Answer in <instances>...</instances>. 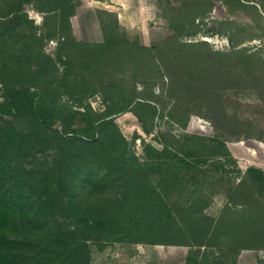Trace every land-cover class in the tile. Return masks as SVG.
Listing matches in <instances>:
<instances>
[{
    "label": "rangeland",
    "instance_id": "obj_1",
    "mask_svg": "<svg viewBox=\"0 0 264 264\" xmlns=\"http://www.w3.org/2000/svg\"><path fill=\"white\" fill-rule=\"evenodd\" d=\"M86 1L62 21L59 0H0V224L17 253L264 264V185L242 152L264 144V0H162L170 34L152 46Z\"/></svg>",
    "mask_w": 264,
    "mask_h": 264
},
{
    "label": "crops",
    "instance_id": "obj_2",
    "mask_svg": "<svg viewBox=\"0 0 264 264\" xmlns=\"http://www.w3.org/2000/svg\"><path fill=\"white\" fill-rule=\"evenodd\" d=\"M162 0H92L86 1L89 8L104 10L112 13L119 26L126 32L138 35L141 44L146 46L157 45L170 34L168 23L163 19L158 9ZM153 32V33H152ZM258 147L243 150L247 166H254L264 171V144L256 143ZM242 143L234 144L229 148L230 153L239 161L242 158L235 156L240 152ZM247 157V158H246Z\"/></svg>",
    "mask_w": 264,
    "mask_h": 264
},
{
    "label": "trees",
    "instance_id": "obj_3",
    "mask_svg": "<svg viewBox=\"0 0 264 264\" xmlns=\"http://www.w3.org/2000/svg\"><path fill=\"white\" fill-rule=\"evenodd\" d=\"M75 1L76 0H59L58 5H56L52 11H49V13L53 14V15L57 14L59 16L66 13L65 16L62 17V21H64V20L68 21L69 14L71 13L70 10H72V7H73V4L75 3ZM62 21L60 23H62ZM115 21H116V23H118L116 17H115ZM60 28L62 31H63V29H65L64 25L60 26ZM156 50H157L156 48L151 49V51H156ZM12 103H13V107H12L13 110H15V112L19 111L20 107H17V103H15V102H12ZM0 113H10V109H7V107H2V103H0ZM37 137H38L37 139H40L42 136L39 133V135H37ZM147 150L150 151L149 154L155 155L156 158H160V156L163 155V151H158V150L152 148L151 146H147L145 151L147 152ZM247 172L259 174L256 176L255 180L257 182H259L260 185H264V171H262L256 167H249L247 169ZM90 225H91L90 231L95 232L96 228L100 229L102 222L99 220L93 221V223H90ZM25 236L26 237L23 238L22 240H24V242L27 243V245L30 247H32L31 244L33 243V241H30L31 239H35V238L42 239L41 236H36V237H34L32 235H25ZM14 237L13 238L11 236L8 237V235L6 234V231L3 228V225L0 224V264H18L19 260H22V259H25V262L23 264H31V262L33 261V258H28L24 255H20L19 253H17L21 247H24V245H23L22 241L20 242V240H18L17 236L15 238ZM42 240H44V239H42ZM42 240H41V243H42ZM41 243H39V245H37V246L32 247V251H35L41 245ZM49 245L50 244L42 243V246L46 247L47 249L50 248ZM4 251L7 252L8 254H10L11 258L9 260L3 258L2 254H4ZM86 252H87V246L84 244H81V247H80L81 259H84L86 257V254H85ZM58 258L59 257H56L50 262L43 261L41 258H39L38 260H36L32 263H35V264H54V263L55 264H63V261L61 263H57ZM52 262H54V263H52ZM79 263L82 264L81 260Z\"/></svg>",
    "mask_w": 264,
    "mask_h": 264
}]
</instances>
